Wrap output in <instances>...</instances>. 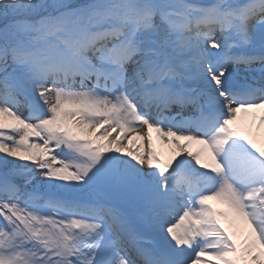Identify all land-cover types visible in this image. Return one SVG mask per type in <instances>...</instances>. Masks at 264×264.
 I'll list each match as a JSON object with an SVG mask.
<instances>
[{"label": "snow or ice", "instance_id": "obj_1", "mask_svg": "<svg viewBox=\"0 0 264 264\" xmlns=\"http://www.w3.org/2000/svg\"><path fill=\"white\" fill-rule=\"evenodd\" d=\"M257 110L264 0H0V264H264Z\"/></svg>", "mask_w": 264, "mask_h": 264}, {"label": "bare ground", "instance_id": "obj_2", "mask_svg": "<svg viewBox=\"0 0 264 264\" xmlns=\"http://www.w3.org/2000/svg\"><path fill=\"white\" fill-rule=\"evenodd\" d=\"M261 114H264V110H257L256 112L249 114L246 118L242 114V125H241L242 130H243L245 124H250V125H253V131L254 132L257 129L264 131V128H261L260 120H259V116ZM153 135L155 137V133ZM157 148H158V151H163L164 153L168 154L166 149L163 148V146L161 145V143L159 141H157ZM193 150H195V148ZM216 206L222 207L221 205H216Z\"/></svg>", "mask_w": 264, "mask_h": 264}, {"label": "rangeland", "instance_id": "obj_3", "mask_svg": "<svg viewBox=\"0 0 264 264\" xmlns=\"http://www.w3.org/2000/svg\"><path fill=\"white\" fill-rule=\"evenodd\" d=\"M162 158H167V154L166 153H164V155L162 156Z\"/></svg>", "mask_w": 264, "mask_h": 264}]
</instances>
